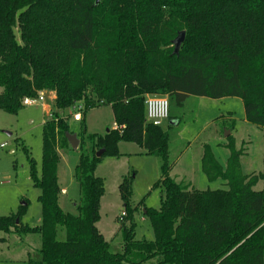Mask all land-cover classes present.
Listing matches in <instances>:
<instances>
[{"label":"trees","instance_id":"obj_1","mask_svg":"<svg viewBox=\"0 0 264 264\" xmlns=\"http://www.w3.org/2000/svg\"><path fill=\"white\" fill-rule=\"evenodd\" d=\"M182 31L177 56L173 41ZM40 92L56 96V112L43 123L40 169L21 146L40 190L42 221L31 227L21 212L0 216V232L40 236L39 258L22 264H264V151L262 172L245 175L232 136L223 145L230 150L225 169L203 144L202 172L227 189H190L170 175V131L180 119L170 110L166 128L153 126L145 104L148 95L167 96L178 109L190 97L239 98L264 143V0H0V111L18 115L23 100ZM77 105L84 115L110 106L117 128L87 134L82 115L73 214L60 205L59 177L73 114H60ZM122 142L159 160L153 189L162 194L158 209L134 203V177H123L116 252L98 228L105 182L96 170L103 158L121 157ZM138 214L153 240L137 239Z\"/></svg>","mask_w":264,"mask_h":264},{"label":"rangeland","instance_id":"obj_2","mask_svg":"<svg viewBox=\"0 0 264 264\" xmlns=\"http://www.w3.org/2000/svg\"><path fill=\"white\" fill-rule=\"evenodd\" d=\"M167 99L169 100L168 97ZM47 103L39 102L33 106L24 107L18 115L0 111V216H10L21 212L23 224L31 227L40 225L42 221V207L38 201L40 190L32 183L30 165L21 145L24 144L28 148L40 169L43 149L42 128L45 120L43 106ZM170 110L181 121L179 127L172 128L170 131L172 160L174 162L179 160V164L171 175L178 182L187 185L190 189L226 190L227 186L223 180L210 182L207 179L202 172L201 161L198 157L200 154L202 157V145L207 143L219 164L225 169L230 150L223 145L231 136L234 139L236 150L243 151L242 173L257 175L262 172L263 132L259 126L245 120L244 105L241 99L190 97L182 109L172 106L170 102ZM68 112L74 113V110L70 109ZM81 113L84 116L87 134L102 135L115 123L110 106L95 107L85 115L83 111ZM217 119L221 122L220 124L215 123V126L222 127V120H226L228 125L224 130L218 131V136L213 135V127L204 128L211 121H218ZM231 120L232 124H230ZM70 122L71 131L79 134L81 122L73 120ZM166 127L167 125L163 128ZM189 143H191L190 146ZM2 144L6 146L2 148ZM121 152L119 159L103 158V164L99 167L97 174L104 178L107 187L102 204V220L98 228L105 234L116 252L122 249V237L117 218L123 211V201L120 197L118 181L121 182L124 176L131 174L134 177L132 202L138 203L143 199L147 208L158 209L162 194L161 189H153L154 184L160 178L159 160L156 157L144 155L134 143L122 142ZM60 155V182L68 190V195H60V201L67 212L77 214L74 205L79 200V187L74 172L80 154L69 148L60 151ZM194 164L197 165L196 172L192 169ZM126 169L128 173L125 172ZM190 173L191 176L193 175L192 183L188 178ZM120 174H123L121 180L119 179ZM185 175L187 177L184 178ZM189 183L192 185L189 186ZM262 188L263 183L260 181L255 190L259 191ZM72 197H75V201L71 199ZM135 221L137 239L153 240V231L149 222L143 220L142 214L136 215ZM0 239V264H22L29 256L33 259L40 256L41 239L38 234L19 237L15 233L0 232Z\"/></svg>","mask_w":264,"mask_h":264},{"label":"built area","instance_id":"obj_3","mask_svg":"<svg viewBox=\"0 0 264 264\" xmlns=\"http://www.w3.org/2000/svg\"><path fill=\"white\" fill-rule=\"evenodd\" d=\"M46 100L44 92H40L37 97H27L23 100L24 107L33 106L37 103H44ZM146 120L149 124L156 127H164L167 125L170 116V103L166 96H153L148 95L146 97ZM83 106L77 105L74 108V114L72 120L75 122H81L83 120L82 112ZM53 118V114L49 115V120ZM6 144H2L1 147H5ZM122 212L121 216H124Z\"/></svg>","mask_w":264,"mask_h":264},{"label":"crops","instance_id":"obj_4","mask_svg":"<svg viewBox=\"0 0 264 264\" xmlns=\"http://www.w3.org/2000/svg\"><path fill=\"white\" fill-rule=\"evenodd\" d=\"M44 94H45V98H46V101L45 102H48L47 103V105H45L44 104V106H43V111H44V114H45V120H44V122L46 121V120H49V115H51V114H53V113H55L56 112V110H55V93H49V92H44ZM70 114V112H63V113H61L60 115L63 117V116H67V115H69ZM72 114H74V113H72ZM231 119H232V117H231ZM32 123V122H31ZM168 123H170L169 121H168ZM171 123H173V122H171ZM208 127H213V129H212V133H213V135H216V136H218V131L219 130H223V129H221L220 127H217V126H215V123L214 122H210V123H208L204 128L206 129H208ZM117 128V125H116V123H114L113 124V126L111 127V128H109V129H116ZM108 129V130H109ZM225 129V128H224ZM121 144L122 143H120V152H121ZM190 144L191 143H189V146H190ZM188 146V147H189ZM139 154H141V153H139ZM121 155H122V152H121ZM117 159H119V158H117ZM198 159H199V161H201V154H200V157H198ZM178 161V162H177ZM176 161V164H175V167L179 164V160H177ZM103 163L101 162L100 163V165L98 166V168H97V170H96V174H98V172H99V167L102 165ZM175 167L172 169V171H171V173H170V175L173 173V171L175 170ZM197 168V165L196 164H194L193 166H192V169H193V171H197L198 169H196ZM130 169V168H129ZM192 171V172H193ZM195 171V172H196ZM126 173H128V170L126 169V171H125ZM191 172V173H192ZM191 173H190V176H188V178H190L189 179V181L192 183V179H193V175L191 176ZM123 175V174H122ZM121 174H120V177H119V179L121 180V176H122ZM98 176V175H97ZM59 177H60V173H59ZM100 177V176H99ZM171 177H172V175H171ZM185 177H187V175H185L184 176V178ZM102 178V177H101ZM173 179H175L176 180V178L175 177H172ZM104 179V178H103ZM177 181V180H176ZM104 182H105V180H104ZM178 182V181H177ZM120 181H118V188H119V185H120ZM180 183V182H179ZM191 183H189L188 185L189 186H191L192 184ZM60 186H61V189H62V192H61V195L62 194H66V195H68V190H67V188H65V187H63L62 186V183L60 182ZM106 191H107V187H106V183H105V194H106ZM105 196L106 195H104V197L102 198V201H101V210H100V214H101V212H102V204H103V199L105 198ZM71 199H73L74 201H75V197H72ZM60 205L62 206V203H61V201H60ZM66 206V205H65ZM64 206H62V208H63ZM74 207H75V205H74ZM63 210L64 211H66L64 208H63ZM67 212V211H66ZM123 212V211H122ZM122 212H121V214H122ZM120 214V215H121ZM120 215L118 216V217H120ZM101 220H102V216H101V219H100V222H101ZM143 220H146L144 217H143ZM147 221V220H146ZM99 222V223H100ZM98 223V224H99ZM28 225V224H27ZM99 230H100V228H99ZM101 231V230H100ZM102 232V231H101ZM103 233V232H102ZM103 235L105 236V234L103 233ZM105 238H106V236H105ZM107 239V238H106Z\"/></svg>","mask_w":264,"mask_h":264},{"label":"water","instance_id":"obj_5","mask_svg":"<svg viewBox=\"0 0 264 264\" xmlns=\"http://www.w3.org/2000/svg\"><path fill=\"white\" fill-rule=\"evenodd\" d=\"M100 1L101 0H96V5H98ZM184 39H185V32L182 31V32H180L178 34V36L173 41L174 54L177 55V56L179 55V51H180V48H181V46H182V44L184 42ZM9 135H11V134H9ZM66 138L68 140V143H69L71 149L77 151L79 146H80V141H79V138H78L77 134H75V133H67L66 134ZM103 152H104V150L99 151L96 154V156L97 157H101Z\"/></svg>","mask_w":264,"mask_h":264}]
</instances>
